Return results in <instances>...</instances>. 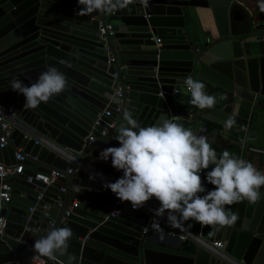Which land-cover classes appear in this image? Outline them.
Returning <instances> with one entry per match:
<instances>
[{
	"label": "water",
	"instance_id": "obj_1",
	"mask_svg": "<svg viewBox=\"0 0 264 264\" xmlns=\"http://www.w3.org/2000/svg\"><path fill=\"white\" fill-rule=\"evenodd\" d=\"M81 7L77 0H0V107L13 110L0 163L15 164L20 147L24 165L36 166L12 178L11 200L0 208L6 221L0 264H29L32 252L25 251V243L65 226L74 233L67 253L48 264H264V188L256 203L226 206L239 217L232 226L199 223L191 232L195 237H158L150 228V214L119 203L103 186L123 173L112 167L111 157L98 159L103 149L119 147L115 137L125 112L141 126L162 117L178 121L207 136L217 154L228 147L232 130L246 132L252 109L264 98L263 11L251 15L235 0H147L146 5L133 0L112 13L86 15L78 13ZM200 9L208 12L205 29ZM100 24L111 25L106 39ZM50 66L65 74L67 88L25 109L24 96L11 90L10 81L30 85ZM188 76L203 82L208 94L225 99L212 109L194 106L184 90ZM118 84L121 97L114 94ZM233 116L236 124L226 129L224 121ZM112 122L110 131L100 135ZM67 168L72 173L50 185L27 181L35 172ZM211 168L201 171L206 190L214 188L205 179ZM62 186L63 205L51 206L50 212H59L48 226L46 219L38 220L35 206L53 205ZM73 200L78 205L61 222ZM157 202L153 198L146 204ZM212 242L225 248L205 245Z\"/></svg>",
	"mask_w": 264,
	"mask_h": 264
},
{
	"label": "clouds",
	"instance_id": "obj_2",
	"mask_svg": "<svg viewBox=\"0 0 264 264\" xmlns=\"http://www.w3.org/2000/svg\"><path fill=\"white\" fill-rule=\"evenodd\" d=\"M77 2L82 6L78 13L86 15L112 13L127 7L133 0ZM143 3L146 5L147 0ZM260 7L264 9V4ZM184 83L191 103L200 109H212L218 100L225 99L222 95L208 94L205 84L190 76ZM67 86L65 74L50 66L30 85L17 78L10 81L9 87L24 96L25 109H35L62 93ZM108 99L114 101L115 97L108 96ZM124 121L115 137L119 147L103 149L98 159L107 161L111 157L112 167L122 171L123 175L115 182L103 181V186L121 202L130 203L132 209H140L154 198L159 202L158 208L153 210L154 215H166L175 226H179L180 220L193 219L204 226L226 227L232 226L239 218L231 207L226 206L243 201L256 203L261 198L264 173L227 150L218 155L207 136L194 133L169 118L162 117L158 123L141 126L131 112H125ZM235 124V116L224 121L226 129ZM210 165L212 168L207 171L205 179L214 188L206 190L201 171ZM4 227L6 221L0 218V230ZM153 228L159 230L158 224L154 222ZM73 235L67 226L53 228L34 241L33 249L49 258L63 255L67 253Z\"/></svg>",
	"mask_w": 264,
	"mask_h": 264
},
{
	"label": "built area",
	"instance_id": "obj_3",
	"mask_svg": "<svg viewBox=\"0 0 264 264\" xmlns=\"http://www.w3.org/2000/svg\"><path fill=\"white\" fill-rule=\"evenodd\" d=\"M97 13L101 14L99 12H97ZM110 29H111L110 24H100L99 25L98 31H99V33L103 39H106L108 34H112ZM111 60H113L112 57H111ZM113 77L117 78L116 72L113 74ZM185 79H184V81H185ZM184 90L187 91L185 83H184ZM174 93H175V91H174ZM114 94L118 97L122 96V87L119 84L117 85ZM160 95H162L161 92H160ZM115 111L117 113L121 112V105L120 104L117 105V107L115 108ZM104 113L106 115H110L109 111H105ZM12 116H13V110L11 108L3 109L2 107H0V133H1L0 134V147H3L7 144V140H8V138L12 132V128H13L12 127ZM113 125H114V122H112V124H110V125H105L103 127V129L101 130L100 135H103V136L106 135L110 131V129L113 127ZM93 141H94V138L92 136H89L88 143H91ZM251 150L255 153L264 154V149H261V148H251ZM21 152H22V150H19L15 154V160H16L15 164L4 165V164L0 163V173H2V175H0V208L2 207V205L4 203H9V201L11 200L12 192H13V188H12V184H11L12 178L17 174H21L25 169V165H24L25 157ZM64 173L71 174L72 169L67 168L64 172H62L58 169H52L47 174L41 173V172H35L34 176H28L27 181L32 182L33 180H37V181L42 182L45 185H50L53 182H55L59 177H62ZM206 173H207V171H206ZM206 173H205V176H206ZM65 190H66L65 186H62L59 188L58 198L55 200L53 205H45L43 207H39L42 210L43 217H44V219H46L48 226H53V224L55 222V219L51 216L50 208H51V206L58 208V209L61 208V206L63 205V194L65 193ZM41 196H42V191H40L39 195L37 196V200H40ZM78 203L79 202L77 200H73L72 205L69 206L65 210L64 216L61 217V219H60L61 222L65 220V217L69 214L70 210L73 207H76L78 205ZM119 203H122V202L119 201ZM158 206H159V202H157V204H146L144 207L140 208V210H142L143 212L148 213L152 216V222L150 223V228L155 230V228H153L154 222L156 224H158V229H159L160 224L162 222L167 223V224L171 225L172 227H174L175 225L171 224L167 220L166 215L165 216H155L154 215L153 210L158 208ZM37 207L38 206H35V208H37ZM35 208H30V211L32 212ZM116 213H117V211L115 209H113L111 212V215L113 216ZM0 218L4 219L3 217H0ZM177 227H179V226H177ZM3 229L0 230V234L3 233ZM180 229L186 233L185 235L184 234L179 235L180 238L183 239L187 235L195 237L191 232L184 230L182 228H180ZM33 232H35V231H33ZM205 245L210 249H222L224 247V243H222V242L205 243ZM25 251L28 253L32 252L29 264H48V259H51L49 257L39 255L33 249V244L30 242L25 243Z\"/></svg>",
	"mask_w": 264,
	"mask_h": 264
},
{
	"label": "crops",
	"instance_id": "obj_4",
	"mask_svg": "<svg viewBox=\"0 0 264 264\" xmlns=\"http://www.w3.org/2000/svg\"><path fill=\"white\" fill-rule=\"evenodd\" d=\"M235 1H237L239 4L244 6L250 12L251 15L254 14L256 15L258 10H262L264 13V9L260 7V5L264 4V0H235ZM200 11L204 12L203 9L202 10L200 9ZM207 13L204 12V14L202 15V25L204 29L207 28L208 25L207 20L204 17V15ZM230 133L231 135L229 138L228 147L226 149L219 148V154L227 150L230 153L235 154L236 156L245 159L248 162H251L257 168L258 171L264 173V154L255 153L251 150V148L264 149V98L261 100L258 106L252 109L246 132L232 130V132ZM19 150L22 149L19 147L18 151ZM25 168L31 171L36 170V166H25ZM124 203L130 204L128 202H124ZM39 210H40V217L38 218V220L43 221L44 217L41 208H39ZM58 212L59 210H57L56 212H51V216L55 219L58 215ZM177 216L179 217V214H177ZM180 228L194 233L198 230L199 223L193 219L180 220L179 227L177 226L172 227L171 225L162 222L160 224L159 230L155 229L154 233L158 237L164 236L169 238L177 237L182 234L185 235L186 233ZM36 233H39L40 236L43 235V233L39 231H36ZM224 248H225V244H224Z\"/></svg>",
	"mask_w": 264,
	"mask_h": 264
},
{
	"label": "flooded vegetation",
	"instance_id": "obj_5",
	"mask_svg": "<svg viewBox=\"0 0 264 264\" xmlns=\"http://www.w3.org/2000/svg\"><path fill=\"white\" fill-rule=\"evenodd\" d=\"M262 19L264 20V13L261 14Z\"/></svg>",
	"mask_w": 264,
	"mask_h": 264
}]
</instances>
